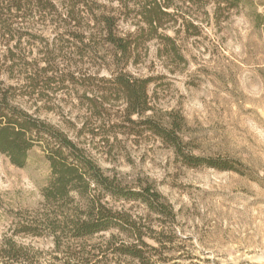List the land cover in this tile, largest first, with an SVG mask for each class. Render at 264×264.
<instances>
[{"label": "rangeland", "instance_id": "obj_1", "mask_svg": "<svg viewBox=\"0 0 264 264\" xmlns=\"http://www.w3.org/2000/svg\"><path fill=\"white\" fill-rule=\"evenodd\" d=\"M55 1L64 17L66 7ZM98 1L118 9L120 33L134 30L132 9L140 0H126L128 9L121 7L122 0ZM171 11L177 20L159 32L175 40L183 58L152 38L141 44L138 60H128L124 71L152 77L148 87L154 111L146 115L154 113L161 123L178 116L185 153L225 160L229 168L189 165L150 130L133 132L124 122L121 98H112L95 113L88 99L94 96L93 85L82 79L110 76L101 57L106 53L76 54L58 14L0 11V87L14 88L12 101L65 131L107 174L129 185L151 183L176 213L173 221L163 223L139 201L107 198L154 233L164 230V248L160 255L152 251L148 263L93 248L105 245L112 232L116 244L134 241L117 229L82 239L63 237L57 251L47 230L39 235L19 230L22 223H39L47 209L42 187L50 166L44 151L32 148L24 167L0 151V245L11 239L25 247L27 258L21 264H81L82 258L66 252L68 246L79 250L80 241L90 264H264V0L231 5L176 0ZM51 54L58 68L74 72L76 82L44 83L56 74L42 70ZM32 77H38L36 85H31Z\"/></svg>", "mask_w": 264, "mask_h": 264}, {"label": "trees", "instance_id": "obj_2", "mask_svg": "<svg viewBox=\"0 0 264 264\" xmlns=\"http://www.w3.org/2000/svg\"><path fill=\"white\" fill-rule=\"evenodd\" d=\"M190 1L196 4L201 0ZM221 1L231 5L239 0H218ZM59 2L66 7L64 17L58 12L55 0H0V11L35 9L39 12L58 14L60 23L74 39L76 54L83 57L85 54L97 55L101 51L106 53L101 57L111 70L110 76L89 75L82 79L83 84L93 85L90 88L94 96L88 99L95 113H100V108L112 98H121L125 103L124 122L128 123L133 132H140L139 127L150 130L171 145L177 154L184 156L189 165L206 164L220 169L230 167L227 161L219 158L185 153L182 148L181 119L178 116L161 123L154 113L146 115L148 111H154L148 87L152 77H138L124 71V65L128 60H138V48L141 44L152 38H159L166 48L172 47L178 56L183 58L177 52L175 40L159 32V29L166 28V24L171 20H177L171 11V8L176 6V0H140L137 7L132 9L136 18L135 28L125 33H120L119 30L118 9L108 7L98 0ZM121 7L128 9V1L122 0ZM69 26L74 27V30L69 29ZM50 56L42 70L46 72L50 69L56 74L45 77L44 83L49 85L55 80L62 83L67 80L76 82L74 72L58 68L53 55ZM93 79H98L100 83L94 84ZM37 82L38 77L31 78V85H36ZM13 90V87H0V151L13 164L24 167L30 159L31 149L39 146L50 166V175L42 187L44 205L47 209L41 213L43 217L38 219L39 223H22L19 230L38 235L42 234V230H47L52 234L55 249L58 251L66 237L82 239L99 232L117 229L119 233L132 237L134 241L116 244L117 234L112 232L105 245H93V248L102 252L110 251L131 256L144 263L150 262L152 251L159 252L160 255L164 248V230L154 233L156 231L142 223L140 219L109 205L107 198L139 201L150 213L160 215L163 223L174 220L176 213L172 205L149 182L129 185L118 176L107 174L86 149L65 131L15 104L12 101ZM146 237L156 241L159 246L148 243ZM80 242L79 250H73L68 246L66 252L70 256L82 258L81 264H90L92 262L90 256L86 255L85 258L86 245L83 241ZM25 258H27L25 247L17 245L11 239H5L0 245V264H21ZM47 264L57 263L53 261Z\"/></svg>", "mask_w": 264, "mask_h": 264}]
</instances>
